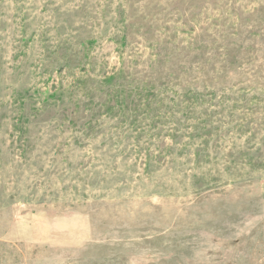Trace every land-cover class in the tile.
<instances>
[{"label":"rangeland","instance_id":"rangeland-1","mask_svg":"<svg viewBox=\"0 0 264 264\" xmlns=\"http://www.w3.org/2000/svg\"><path fill=\"white\" fill-rule=\"evenodd\" d=\"M156 2L0 0V264H264V134H241L216 110L219 130L157 157L179 116L142 115L131 130L68 115L76 93L52 97L85 71L148 65L141 37L111 38L133 15L178 9L167 23L184 43L188 5ZM87 39L91 66H77Z\"/></svg>","mask_w":264,"mask_h":264},{"label":"trees","instance_id":"trees-1","mask_svg":"<svg viewBox=\"0 0 264 264\" xmlns=\"http://www.w3.org/2000/svg\"><path fill=\"white\" fill-rule=\"evenodd\" d=\"M156 1L155 7L158 8ZM177 1L188 5V20L182 25L188 28L186 31L190 35L185 36L184 43L179 44L175 37L178 28L169 27L167 23L172 12L180 14L178 9H155L156 14L142 12L138 19L133 15L129 22L122 21L121 29L111 38L126 47V42L133 36L141 37L148 45L144 49L150 50L148 65L140 69V61H129L99 76L85 71L83 78L74 81V90L61 91L52 97L58 100L64 97V93H76L68 115L74 116L80 111L82 115L88 114L87 118L109 116L120 119L123 127L131 130L135 129L142 115L147 118L151 114L160 120V124L169 122L171 115L179 116V120L173 117V124L165 130V140H170V144L160 141L157 157L172 155L173 150L178 154L187 153L190 143L174 141L176 139L191 140L219 130L221 118L213 116L216 110L225 111L229 120H237L231 122L239 133L251 132L253 137L259 133L263 135L264 0ZM95 42L96 39H87L81 44L82 57L76 61L77 66L81 63L91 66L83 59ZM134 51L140 52L138 49ZM231 75L237 81L232 82ZM44 105V108L50 107L47 99ZM42 108L31 111L39 113ZM162 111L170 112H167L168 116H161ZM232 112L240 114L233 116ZM83 127H87L85 122ZM149 128L156 127L150 124ZM202 149L203 146L198 144L192 155L196 157Z\"/></svg>","mask_w":264,"mask_h":264}]
</instances>
